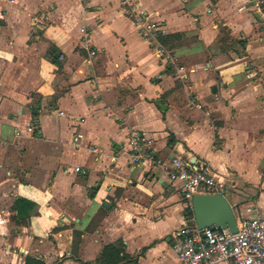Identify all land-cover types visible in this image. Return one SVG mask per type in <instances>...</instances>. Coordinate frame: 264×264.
I'll use <instances>...</instances> for the list:
<instances>
[{
	"label": "crops",
	"instance_id": "0c3cea01",
	"mask_svg": "<svg viewBox=\"0 0 264 264\" xmlns=\"http://www.w3.org/2000/svg\"><path fill=\"white\" fill-rule=\"evenodd\" d=\"M262 1L0 0V264H104L107 244L117 264H177L190 203L129 161L133 129L166 163L207 164L237 222L264 216ZM140 10L175 35L178 75Z\"/></svg>",
	"mask_w": 264,
	"mask_h": 264
},
{
	"label": "built area",
	"instance_id": "2783aa9c",
	"mask_svg": "<svg viewBox=\"0 0 264 264\" xmlns=\"http://www.w3.org/2000/svg\"><path fill=\"white\" fill-rule=\"evenodd\" d=\"M144 15L143 10L135 11L134 15L141 36L165 66L174 68L178 75L184 67L179 65L171 49L160 41L162 26L146 21ZM82 31L85 32V29ZM90 53L94 55L96 51L91 50ZM197 107L201 106L197 104ZM154 143L155 139L149 131L131 130L127 139L129 161L148 170L165 168L171 180L181 183L182 196L189 203L196 193L222 194L207 164L174 155L166 163L158 156ZM76 170L81 169L76 167ZM237 226L236 232L210 226L198 229L195 224L174 230L171 237L177 264H264V216L257 214L237 222Z\"/></svg>",
	"mask_w": 264,
	"mask_h": 264
},
{
	"label": "water",
	"instance_id": "95a60500",
	"mask_svg": "<svg viewBox=\"0 0 264 264\" xmlns=\"http://www.w3.org/2000/svg\"><path fill=\"white\" fill-rule=\"evenodd\" d=\"M190 208L198 229L207 226L229 229L231 232L238 229L233 209L221 193H196L191 198Z\"/></svg>",
	"mask_w": 264,
	"mask_h": 264
},
{
	"label": "trees",
	"instance_id": "16d2710c",
	"mask_svg": "<svg viewBox=\"0 0 264 264\" xmlns=\"http://www.w3.org/2000/svg\"><path fill=\"white\" fill-rule=\"evenodd\" d=\"M264 1V0H263ZM262 7L264 8V2L262 4ZM175 37V35H166V36H162L161 40L163 43L166 44H170L171 40ZM33 119L36 118V113L32 114ZM186 218L190 219L191 217H193V213H192V209L190 208V206L186 209ZM123 253V249L121 245H117V244H107L103 247V250L101 252V255L98 259V261H100V263H104V264H117L119 263L123 257H126V255L121 254ZM41 264V263H39Z\"/></svg>",
	"mask_w": 264,
	"mask_h": 264
}]
</instances>
